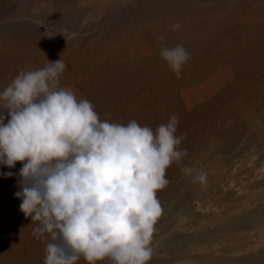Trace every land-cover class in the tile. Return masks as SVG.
Masks as SVG:
<instances>
[{
	"label": "rangeland",
	"instance_id": "1",
	"mask_svg": "<svg viewBox=\"0 0 264 264\" xmlns=\"http://www.w3.org/2000/svg\"><path fill=\"white\" fill-rule=\"evenodd\" d=\"M37 1L0 0V41L3 43L4 51L0 58L6 59L9 67H16L26 56H35L43 62L48 59L51 53H56L55 61L61 58L65 64L71 63L72 65V68L67 67V71L65 70L66 73L70 72L66 74L64 86L74 82L77 78H82L89 69H92L89 74L96 76L95 72L99 69L97 74L100 77H96V83L89 84L91 82L89 79L90 82L84 80L85 82L82 81V85H79L80 92H82L81 99L90 101L99 116L105 114L112 118V122L125 125L136 120L141 126H148L153 131L159 125L166 124L172 114L178 116L179 124L176 135L185 137L178 150L187 149L188 155L179 162L171 164L166 171L168 180L178 175L183 182H192V177L182 171L185 166L193 168L195 171L192 175H195L208 166L212 153L217 152L222 155L232 153L233 155L235 152L234 157L228 159L229 165L226 175L243 184H238L236 187L233 185V191L245 198L247 207H252L253 202L257 205H264V83H257V90L252 94H247V97L242 100L243 104L247 106V110L241 111L240 114L236 110L231 112L235 121L240 124L241 132L238 141L227 148L220 140L218 131L207 124V117L215 112L214 109L208 110L205 103L191 106L193 108L185 107V103L179 95V91L182 89L196 84L198 77L202 76L208 66H214L215 69L220 66L219 59L216 57L218 56L217 50L225 49L236 37L248 41L250 38L246 36L248 33L253 36L259 33L256 30L261 31L258 28L252 30L246 28L238 19V15L264 5V0H43L45 3H50L51 10L33 16V6ZM218 10L219 12H217ZM13 11L23 14L25 18L2 20L4 16L14 13ZM35 20L40 21V23ZM213 22H215V26ZM174 24L180 25L178 30H173L172 25ZM186 25L189 26L188 30ZM218 25L220 26L217 28ZM142 27L143 29H147V27L155 29L154 39L150 38V42L154 44L155 48L153 47L150 57L142 58L143 61L138 62L139 60H130L128 50L123 48H126L124 41L127 37L143 30ZM223 28L225 29L223 30ZM181 29L187 31L182 32ZM171 30L176 31V33ZM161 35L165 37L164 40L158 39ZM180 44L191 54L189 53L190 59L184 66L180 78H177L161 58L160 49L161 47L171 48ZM233 48V52L228 54L234 53L236 44ZM220 53L223 54V52ZM105 57H109V60H105L106 62L102 61ZM218 57L222 59L221 56ZM99 59H102V62ZM98 65L101 69L97 68ZM105 66L107 69L103 71ZM115 73L117 76L119 74L120 82H118V78L114 77ZM109 74H111L110 77ZM244 79L247 83L256 80L251 75L250 68H247V75ZM114 81L115 83H113ZM111 85L113 88L109 89ZM90 86L92 87L89 88ZM104 89L112 91L107 93L104 92ZM224 107H221L220 110L225 112L227 108ZM205 159L207 161H204ZM199 160L202 162L197 167L194 166ZM253 167L257 168V172H252ZM204 172L207 173L206 182L197 181L198 184L204 189H210V191L217 190V186L210 181L213 179L214 173L210 170ZM255 184L258 186L256 185V187ZM169 193V191L168 193L165 192V188L157 193L160 203ZM222 198L229 201L227 197ZM249 199L252 203L247 202ZM185 203L189 204L190 202L181 199L177 203V207L174 206L166 213L169 215L167 219L170 220L171 224L173 223V226L178 222L183 227L186 224L189 225V219L185 216L186 211L181 208ZM193 210L195 212L201 210L199 203L193 204ZM216 211L218 209L212 207L205 209L204 214L209 215ZM240 216L246 218L249 215L242 213ZM212 225L208 224V226ZM257 225L237 230L228 229L221 231L222 233L216 232L209 244L204 245L193 241L186 244L185 247H181L179 254L199 255L200 253L206 254L208 250L217 254L216 249L231 248L230 252L218 253L217 255L240 258L245 254L264 249V239L258 238V235L259 237L264 236H261L264 232L262 229L264 223ZM190 228L188 227L187 230L177 229V231L186 233L189 229L187 234H191L195 229ZM255 236L261 240H257ZM157 238L161 237L158 236ZM251 240H255V243ZM159 242L160 240L157 241V243ZM213 247L215 252H213ZM106 260L109 261L110 259L107 258ZM176 263L191 264L190 261L182 260Z\"/></svg>",
	"mask_w": 264,
	"mask_h": 264
},
{
	"label": "clouds",
	"instance_id": "2",
	"mask_svg": "<svg viewBox=\"0 0 264 264\" xmlns=\"http://www.w3.org/2000/svg\"><path fill=\"white\" fill-rule=\"evenodd\" d=\"M160 56L177 78L190 59L182 45L161 47ZM66 68L61 58L47 59L0 92V165H22L15 197L25 219L39 222L33 235L47 241L44 264H149L163 211L157 193L169 184L171 164L188 155L178 150L179 118L172 114L155 131L136 120H101L90 101L60 86ZM182 171L206 182L203 170Z\"/></svg>",
	"mask_w": 264,
	"mask_h": 264
},
{
	"label": "bare ground",
	"instance_id": "3",
	"mask_svg": "<svg viewBox=\"0 0 264 264\" xmlns=\"http://www.w3.org/2000/svg\"><path fill=\"white\" fill-rule=\"evenodd\" d=\"M52 4H54V3H52ZM56 5H58V4H56ZM52 6H54V5H52ZM54 7L57 8L56 6H54ZM47 10H51L50 3H45L43 0H38L36 3H34L32 14H33V16L38 15L39 13H43L44 11H47ZM70 11H72V10H70ZM217 12H219V10ZM217 12H215V13H217ZM222 12H224V11H222ZM220 14H221V12H220ZM10 15H12V16H10ZM238 17H239L238 19L242 22V24L246 28H249L251 30L254 28H258V29H261V31L256 30L259 32V33H257L255 31L257 33V34L254 33L256 36L255 35L252 36L250 33H248V35H246V36L250 37L248 41L243 40L242 38L239 39L238 37H236L237 39L234 38L232 43L227 45L225 47V49L217 50L216 51L217 55L222 57V59H220V57L216 56L217 59H219L218 63L220 66L216 69L214 66H211V65L208 66L205 70L206 72L204 71L202 76L198 77L196 84H194L192 86H188V87L182 89L181 91H179V95L181 96V99H183V101L185 103V107H191L194 105H198V104L200 105L201 103L202 104L205 103L206 108L208 110L214 109L213 111H215V112L210 117L209 116L207 117V124H208V126H212L213 128L216 129V131H218L219 138H220V140H222L223 144L225 145V148L229 147L230 145H234L238 141V139L240 137L239 134L241 132L240 127H239L240 124H238L235 121V118H234V116H232L231 112L233 110H236L240 114L241 111L247 110V106L245 104H243L244 102H242V100L245 97H247V94H249V93L252 94L253 92H255L257 90V88H256L257 83H264V80H263V78H264V5L259 6V7L254 8V9H251V11H249V12H244L242 14H239ZM11 18H25V16L23 14L21 15L18 12H14L12 14H8V15L4 16V18L2 20H5V19L10 20ZM218 19H220V18H218ZM35 21H37V23H40V21H38V20H35ZM155 23L157 24V22H155ZM214 24H215V22H213V25ZM148 26H150V25H148ZM192 26H193V24H192ZM219 26L220 25H218L217 28ZM188 27L189 26H187V30H188ZM209 27H210V25H209ZM183 28H184V25H183ZM44 29L47 31L46 28H44ZM142 29H143V27H142ZM224 29L225 28H223V30ZM175 30H178V29H175ZM184 30L187 31L186 29H183L182 32ZM171 31H173V30H171ZM179 31H177V32H179ZM15 32H17V31H15ZM173 33H176V31H173ZM251 33H252V31H251ZM51 34H52V32H51ZM153 34H156L155 29L147 27V29L137 31L134 34H132L131 36H128L126 40L124 39L125 40L124 45L126 48H123L122 46L121 47L123 49L128 50L129 55L131 57L130 60L134 59V60H139L138 62H140V60L142 58L150 57V55L152 53V49L154 47V44H152L150 42V38L154 39ZM257 36H258V38H257ZM218 37H220V36H218ZM111 38H113V37H111ZM99 39H100V37H99ZM5 44H6V42H5ZM235 44H236V50L234 51V53L232 55L228 54L230 52H233L232 50L234 49L233 46H235ZM119 46H120V44H119ZM3 52H4L3 51V43H2V41H0V55ZM67 52H68V50H67ZM92 52H91V54H92ZM220 52H223V54ZM44 54H45V52H44ZM110 55H112V54H110ZM55 56H56V53L55 54L51 53L48 57V60L49 61H55L54 60ZM57 57H58V54H57ZM88 57H90V56H88ZM108 58L109 57H107V58L105 57L103 60L102 59L101 60L102 61L109 60ZM0 60H2V61H0V92H2L21 71L27 72V71H34V70L40 69V68L45 66L46 61H47V60H44L43 62H41L35 56H26L20 62L18 60L19 64H17L16 67H12V66L9 67V65H8L9 63L6 61V59H4L2 57V58H0ZM197 60H199V59H197ZM141 61H143V60H141ZM208 62H209V60H208ZM66 65H67V67H69V69L72 68L71 63H66ZM100 66H102V65H100ZM91 68H93V67H91ZM97 68L101 69V67H99V65ZM247 68H250L251 75H253V77L256 79L255 81L251 80L249 83H247L245 81L244 77L246 78ZM106 69H107V66L104 67L103 71H105ZM91 70L89 69V71H87L85 73V75L82 76V78H80V79L77 78V80H75L72 83H67L65 86L63 85L66 81L65 77H66V74H68L70 71L68 73H66L67 70L64 71L60 77V86L63 88L70 89L76 95L78 100L81 99L82 92H80L79 85L80 86L82 85L81 84L82 81L84 83L85 81L88 82L89 79H91V82L89 81L90 82L89 84H91V85L97 82L96 77L99 76L97 74L99 69H97L98 71L95 72L96 76L89 74V73H91ZM79 73H80V71H79ZM116 73L114 74V77L118 78V80H119L118 82H120V79H119L120 77H118L119 74L117 76ZM191 73H193V72H191ZM77 76H78V74H77ZM110 76H111V74H109V77ZM192 77H193V75H192ZM113 83H115V81ZM113 85H115V84H113ZM91 87L92 86H90L89 88H91ZM111 87H112V85L109 87V89ZM104 88L106 89V86ZM105 89H104V92H107V93H111V91H112V90L110 91V90H105ZM3 103H4L3 101H0V107H2ZM223 106H225L224 108H227V111L224 112V110H220V108ZM191 108H193V107H191ZM110 110H111V108H110ZM5 116H7L6 113H5ZM99 117L101 120H108L109 122H112V118L105 115V114H102ZM5 122H7V118H6ZM194 144H195V142H194ZM234 155H235V152L233 153V155H232V153H230V154L226 153L225 155H222V154L217 153V152L212 153L208 166L203 169L204 171L210 170L214 173L212 175L213 179H210V181L213 182L215 184V186H217V190L210 191V189H204V188H202V186H200L198 184V182L193 183V181L192 182L190 181L189 183H185L180 179V176H178V175H176L175 177H172L173 179L169 180V184L165 187V192L168 193V191H169L170 193L161 202V206H162L163 211H162V216L159 218V220L155 226V232H154V235H153L152 240H151V247L153 249V256H152V259L149 262V264H175L179 260L190 261L191 264H264V249L253 251L251 253L243 255L240 258H228V257H224L223 255H220V254L217 255L218 253L222 254L223 252L224 253L230 252L231 248H229V249H216L218 251L217 254L212 253L209 250L207 251L206 254L200 253L199 255H197V254L192 255L191 254V256H189V255L179 254V249H181V247H185L186 244H189L193 241L204 244V245L209 244L210 239L213 240V236L216 232L218 233L219 231L220 232L226 231L228 229L237 230L239 228H244V227H248V226L253 227L255 225L258 226L257 224L261 225L264 223V205H257L256 203L254 204V202L252 203L251 199H249L247 202L252 203L253 205H252V207H247V204L245 203V198H243L239 193H235L233 191V187H232L233 185L236 187L238 184H243V183H240L238 180L235 181L233 178L227 177V175H226L227 168L229 165L228 159H229V157L230 158L234 157ZM199 161H198V163H195L194 166L197 167V165L202 162V161H200V162ZM204 161H207V159H205ZM21 166L22 165L20 163H17L15 168L9 169L3 165H0V173H6L9 171H11L13 173V175L9 178H4L3 175H0V264H44L45 247H46L47 241L42 242L41 239H37L36 236L33 235V230L35 227L38 226L39 222H32L31 218L25 219V216L20 211V207H19L21 201L15 197V193L20 190L19 184H18V173H19ZM256 167L252 168V170H253L252 172H254V173L257 172ZM254 170H256V171H254ZM216 182H217V184H216ZM256 185L257 184H255V186ZM172 190H174V191H172ZM222 197H227L229 201L223 200ZM181 199H185L186 201L190 202L189 204L185 203L183 206H181V208H182V210L186 211L185 216H187V218L189 219V222H188L189 225H187V224L186 225L189 228L193 227L195 229V231L191 234H187L190 231L189 229H188V232H186V233L185 232L179 233L177 231V229L187 230L188 227L186 225H185V227H183L179 222L174 224L175 226H173L172 225L173 223L171 224L169 222L170 220L167 219V216H169V215H166V213L171 208H174V206L177 207V203ZM195 202H196V204L199 203V207L201 208V210L199 212H195L193 210V204ZM212 207H215V209H218V211L213 212L209 215H205L204 214L205 209H210ZM242 213H246L249 216L248 217L246 216V218H243L242 217L243 215L240 216ZM208 224H213V225L208 226ZM262 229L264 230V228H262ZM256 231H258V230H256ZM163 235H164V237H163ZM262 235H264V232L261 234V236ZM158 236L161 238H157ZM256 236H257V234H256ZM256 236H255V238H256ZM215 237H216V235H215ZM258 238L264 239V236L259 237V235H258ZM258 238H256V239L261 240ZM158 239L160 240L159 243H157V241H159ZM254 241H252V242H254ZM169 243L171 244L170 246L168 245ZM238 248H236V249H238ZM242 248H243V246H242ZM183 250H184V248H183ZM233 251H231V252H233ZM213 252H215L214 247H213ZM236 252H238V251H236ZM160 253H162V254H160ZM210 254H212V255H210ZM106 259L107 258H105L101 262H97V264H112L111 260L108 261ZM181 263H184V262H181ZM78 264H88V262L85 261L83 258H81L78 261Z\"/></svg>",
	"mask_w": 264,
	"mask_h": 264
}]
</instances>
